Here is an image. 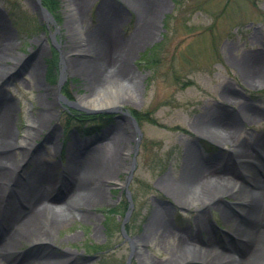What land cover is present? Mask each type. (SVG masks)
I'll return each mask as SVG.
<instances>
[{"label":"rangeland","instance_id":"rangeland-1","mask_svg":"<svg viewBox=\"0 0 264 264\" xmlns=\"http://www.w3.org/2000/svg\"><path fill=\"white\" fill-rule=\"evenodd\" d=\"M66 3L60 0L58 20L53 16L46 20L36 0H0V38L6 35L9 42L0 58L4 72L0 105L12 110L18 144L14 152L16 159H24L15 174L18 178L29 174L35 157L54 169L55 179L56 166L62 163L65 170L71 166L72 143L76 147L79 143L73 151L76 165L97 147L113 151L117 163L88 214L70 216L58 229L42 226L47 240L16 243L11 264H18L21 256L33 260L39 254L70 255L74 264H166L173 257L176 237L186 236L183 233L194 236L193 244L205 249L207 228L214 232L217 253L233 249L243 258L244 247L233 233V222L240 218L239 200L218 197V208L207 209L200 223L197 207L209 197L191 202L188 194L194 186L181 187L179 179L187 174L190 152L194 165L206 168L208 181L215 182L211 176L229 177L226 184L216 182L248 189L252 177H260L251 161L229 156L212 130L217 121L230 123L232 118L235 143L264 140V0H83L78 9L67 8ZM97 32L106 37L113 59H124L117 46L126 42L130 46L124 59L128 72L115 77L110 69L105 78L116 85V108L78 101L95 99L107 84L91 87L78 65L94 60L96 49L88 36ZM243 61L257 67L246 73ZM44 104L51 106L52 119L34 128L31 122ZM127 114L135 118L136 128ZM95 115L100 117L74 120ZM23 140L26 146L20 145ZM60 150L62 159L57 161ZM164 179L178 185L180 195L168 194L161 186ZM57 193L50 198L60 201ZM157 211L167 214L172 237L163 238L148 226ZM137 240L142 241V253L133 247ZM212 259L214 255L177 256L174 264H207Z\"/></svg>","mask_w":264,"mask_h":264},{"label":"bare ground","instance_id":"bare-ground-1","mask_svg":"<svg viewBox=\"0 0 264 264\" xmlns=\"http://www.w3.org/2000/svg\"><path fill=\"white\" fill-rule=\"evenodd\" d=\"M65 7H75L78 9L83 0H66ZM148 9V8H147ZM146 9V10H147ZM152 11L153 9L150 8ZM145 26V25H144ZM104 28V27H103ZM143 28V27H142ZM104 31V30H103ZM102 33V32H101ZM101 33H95V36L90 34L89 40L92 42L93 48L95 47V57L92 61H85L83 64H78L84 72L87 74L89 85L91 87H99L105 83L104 89L99 92L95 99L86 101L85 99L78 100L80 104L97 107V108H116L118 106L117 89L116 85L111 82H105V78H108V70H111L112 76H122L128 72V67L124 63V59L127 56V50L130 49L129 43L120 44L117 46L118 50H121L123 58L121 61L113 59L111 56V48L106 45V37ZM7 36L0 38V58H4V51L9 46L7 42ZM128 48V49H127ZM121 55V56H122ZM246 73H252L257 67L256 64L250 62L242 63ZM9 70H13V67H9ZM8 70V71H9ZM260 70V67L257 69ZM4 73L0 70V73ZM109 75V74H108ZM119 76V77H120ZM56 96V94H54ZM3 106V107H2ZM40 114L38 118L31 122L34 128H40L47 120L52 119V112L50 105H41ZM13 114L9 106L4 104L0 105V211L4 208V217L0 219V264H11L14 253V245L20 241H26L31 238L43 237L42 226L49 228L50 230L58 229L63 225H66V221L69 217L83 216L88 214L92 203H95L102 196V185L104 181L110 179L112 170L116 167V158L113 151H107L106 147L93 148V152L88 155L83 163L74 162V150H76V144L72 143L69 146V169L63 170V176L67 182L60 190L57 189L60 201H57L56 197H51L56 187V181L50 179V172L47 171L46 164H42L38 158H32L34 161V168L31 173L24 174L23 178L16 176L15 170L19 167L24 159H16L14 150L18 144L14 141L13 130ZM217 121V120H216ZM217 121L212 132L215 138L219 139V144L227 148L229 156L233 157L236 161H251L252 167L258 168L260 177H252L253 181H250L249 188H244L243 185L235 187L225 186L226 182H229L228 178H221L211 176L215 179V182L208 181L206 177V168L199 169L200 164L194 165V156H191L188 163L187 174H185L180 180L179 185L181 187L187 183L192 184L193 191L188 194V199L195 203L199 199H202L205 195H208V200L200 202V208L197 207L198 219L200 223L205 221L204 214L207 213V209L211 207L218 208V197L230 195L236 200H239L240 204L237 207L241 208L237 215L240 217L238 221L233 222V233H235L236 242L244 247L243 258H239L233 255L217 253L211 235L214 233L212 229L207 228V239L204 241L203 246L205 249H199L194 243V236H177L176 244L173 247V257L171 261L166 264H174L178 257L182 256H197L198 258L204 256L214 255V259L207 264H264V140L263 138H257L253 145L237 144L234 142V134L236 130V123L229 120ZM244 121V120H243ZM131 125L132 121L129 119ZM232 122V123H231ZM129 124V125H130ZM134 126V125H133ZM117 130V127H114ZM33 129L29 130L32 132ZM108 133L103 134L102 138L106 140ZM216 139V141H217ZM103 144V143H101ZM20 145L26 146L23 141ZM126 149L125 151H129ZM110 155L111 157L109 158ZM78 158V157H76ZM223 159V158H222ZM220 159V161H222ZM230 160V158H228ZM200 163V162H199ZM221 163V162H220ZM226 165L227 162H223ZM222 164V163H221ZM216 180L225 182L219 183ZM13 182V188H10L9 184ZM96 183V184H95ZM90 185H96L92 189L85 190ZM15 186V187H14ZM62 186V185H61ZM163 189L168 191L170 195H177L180 193V188L170 184L166 179L161 181ZM183 186V187H184ZM82 187L84 188L82 190ZM72 189L71 193L68 190ZM16 192L18 195L16 196ZM15 193V194H14ZM56 194V195H57ZM180 195V194H179ZM50 198V199H49ZM203 201V199H202ZM90 203L89 205H87ZM166 209H163L165 211ZM167 214H165L166 216ZM164 212H154L149 219L148 226L154 227L155 232L160 233L161 237H172V231L166 225ZM164 218V219H163ZM226 220H229L228 218ZM230 221V220H229ZM150 231L148 230V233ZM146 233L142 235V239H145ZM46 237V236H45ZM45 237L44 240H47ZM160 237V238H161ZM43 240V241H44ZM141 240H137L133 243V247L137 252L141 251ZM215 251V252H214ZM228 251H235L233 249ZM227 251V252H228ZM17 254V253H16ZM173 258V259H172ZM18 264H74L70 255H48L39 254L35 259L29 260L26 257L21 256L18 258ZM145 264H154L146 262Z\"/></svg>","mask_w":264,"mask_h":264},{"label":"trees","instance_id":"trees-1","mask_svg":"<svg viewBox=\"0 0 264 264\" xmlns=\"http://www.w3.org/2000/svg\"><path fill=\"white\" fill-rule=\"evenodd\" d=\"M41 3L47 9V11L52 14V16L54 18L57 17L56 14H57V11H58L60 0H41ZM56 20H58V19L56 18ZM152 50H153V48H150L147 51H148V53H150ZM54 63L55 62H53V64L51 63L53 68L55 66ZM53 68H51V69H53ZM49 77H50L51 80L54 79L53 75H51L50 72H49ZM99 117H100L99 115L88 116V117L86 116L83 120H80L77 116H75L74 120L78 121V122H87V121H90V120H96V118H99Z\"/></svg>","mask_w":264,"mask_h":264},{"label":"water","instance_id":"water-1","mask_svg":"<svg viewBox=\"0 0 264 264\" xmlns=\"http://www.w3.org/2000/svg\"><path fill=\"white\" fill-rule=\"evenodd\" d=\"M36 4L37 7L39 9V11L41 12V14L45 17L46 20H51V15L46 11V9L44 7L41 6L40 1L36 0ZM128 117L130 118V120L132 121L133 125L135 126V122L134 119L128 115Z\"/></svg>","mask_w":264,"mask_h":264}]
</instances>
